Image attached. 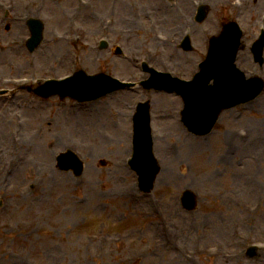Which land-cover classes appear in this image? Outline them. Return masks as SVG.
Wrapping results in <instances>:
<instances>
[{"label": "rangeland", "instance_id": "rangeland-1", "mask_svg": "<svg viewBox=\"0 0 264 264\" xmlns=\"http://www.w3.org/2000/svg\"><path fill=\"white\" fill-rule=\"evenodd\" d=\"M28 1L30 2V0H19L22 4H27ZM67 2L69 1H65L64 4H67ZM76 2V0H71L67 17L61 15V6H55V8L48 6L47 10L40 16L41 18L44 17L46 23L43 44L40 50L34 54L36 57H40V68L37 74L40 77L64 74L65 71L71 68L72 56L77 55L76 57L81 63L83 62V44L80 47V44L75 46L79 47L77 49L65 45L63 49L61 47L63 44L58 43L55 45L49 44V42L60 40V38H54V32L59 35V32L72 34L77 31V26L82 22L80 16L72 20L69 18L71 9L74 8ZM161 2V0H94V5L97 4V12L99 13L90 25L89 22H85L83 25L89 31L91 28L95 30L93 38L91 39L89 35L87 40L93 41L99 35L96 26L102 18H104V21H114L117 27H123L125 24L120 25L122 22L121 17L118 18L121 11L125 12L127 19H131L130 9L132 6L141 7L142 12H145L149 10V7L161 6ZM165 2L174 7L168 15V19H172L175 16L174 13L179 9L178 2L170 3L166 0ZM52 8L55 9V12ZM56 8H60L61 11ZM222 16L231 18L232 14H225L215 9L210 14L207 22L197 28L195 50L199 52L195 51L196 53L194 52L195 54L192 55L198 57L201 51L197 42L200 38H205L202 35V30L204 28H210L213 32L218 30L223 21L220 20ZM149 18L158 21L159 15L157 17L156 13H153V16L142 14L138 20H142L149 25ZM256 19V17H253L252 23H255ZM91 25L94 27H90ZM159 27L161 30L168 31L169 34L180 30V27L173 28L175 27L173 21H170L167 26L160 23ZM135 34L136 36H132L135 39H132V37L118 36L114 32L111 33L116 40L126 43L129 50H136L130 46L132 41L154 42L152 35L149 38L150 35H146L142 30L137 29ZM1 35L8 39L15 34L10 30L9 32L4 31L3 26H0ZM25 36H29V31L24 27L19 30L17 37L22 38ZM7 43L12 44L11 42H4L1 45L4 48H0V53H4L1 50H5V48L10 49L7 47ZM49 48L57 53L62 49L67 51V54L61 58V65H59L57 57H52L50 60L47 58ZM149 49L148 46L144 47L145 52ZM156 49L159 51L161 58L169 56L164 48L156 47ZM34 55L32 56L26 51L23 55H19L17 59L14 53L6 55L5 63L0 65V71L2 69L8 72L12 70L9 74L17 73L18 70L15 68L6 67V63L9 65V61L12 60L17 66H25L26 61L32 60ZM103 55L101 63L92 67V69L107 68L103 71L111 70V72H118L122 76L129 75L121 69L120 63L123 61L119 57L118 59L113 55L111 56L113 60L118 62L114 67L116 62L108 59L109 54L105 51ZM182 59L184 60V57ZM123 63L126 64V62ZM49 65H56L59 71L53 72ZM28 70L29 73L32 71L31 69ZM136 77L139 78L138 72ZM156 97L158 96L154 92H145L142 89L127 93L120 92L117 94V98L119 101L123 99L124 103L118 106V99H105L100 104L96 103L98 105L94 104L95 108H91V106L76 108L72 105V101L62 102L57 98L39 101L35 95L25 92L19 95V102L24 101L25 103L21 107H19L20 103L19 106L16 104L6 106V98H0V119L8 114L10 119L13 120V126L16 125L13 118L15 112L23 113L28 124L31 118L27 117V111L37 113L38 119L44 121L43 115L38 113L44 112L45 114L47 112V114L50 113L56 118H77L82 117L87 110L90 112L102 109L108 110L102 116V120H95L92 123L85 120L87 122H83V124L70 125L64 128L59 127L54 130L48 129L38 120H35V123L38 122V130H36L37 127H33L32 123L30 125V122L28 126L26 125L25 132L22 135L31 144L33 143L36 146L40 141H50L52 152L62 150V143H65V145L73 143L72 145H77L79 150L85 147L83 146L85 144L87 146L86 153L90 155L97 152L98 161H94L96 162L94 166L89 161L86 163L82 178H76L71 172H63L56 167V173H59V175L57 181L51 184L54 190L28 189L19 191L16 187L26 186V180L29 179L24 175L23 181L18 180L11 184L14 188L5 192L0 191V200H5L10 208L8 211L0 208V232L4 229L5 220L8 228L6 237H2V240H0V254L5 251L9 253L8 260L4 259L0 264H16L12 261L10 250L24 251L25 255L37 261L38 264H118V258L124 256L134 257L136 254L140 257L141 262L134 264H263L264 253L250 258L247 256L246 251L251 244L264 241V220L262 219L264 217V143L255 152L248 155L246 163L242 165L243 167L246 166V169H243L241 164L237 168L236 162L229 164L221 157L222 155L225 157L226 148L223 147L224 145L222 146L219 139L223 137L224 131L233 129L236 126L231 125L226 120L219 126L220 132L211 139V142H203L205 147H203V143H199L201 144V151L208 150L201 156L204 159L191 157V148L176 141L178 135H175L173 140L165 142V144H169L166 149L160 148L157 144L156 153L160 159H163L165 163L167 162L169 171L172 174L170 177H167L169 174H163L164 177H167V180H165V183L163 182V185H159V188L154 189L152 196L156 201H158V197L163 200L161 207L166 210V216H169V226L162 219L159 220L153 214H148L151 209L149 199L152 196L144 197L138 193L135 173L129 170L124 171L121 164H117V162H121L124 157L128 156L130 146L129 142L122 143V138H126L124 130L120 127L121 131L118 129L114 131L113 128H115L116 122L123 124L125 120L128 121V126L129 124L131 126L130 108H135L140 101L155 100ZM157 100L164 103L162 98ZM176 100L179 103L178 106H181L179 100ZM260 106L261 104L250 108L249 111L253 112L239 123V127L248 125L250 118L264 120V106L259 108ZM112 108L119 112L118 120L110 113ZM108 117L110 121H108ZM172 119L173 124L176 126L178 122L173 117L158 122L162 128L161 132H175L172 128ZM253 121L251 120L252 125ZM90 123L95 127V131L92 130ZM13 126H2V123L0 125V130L3 132L6 141L10 138L9 131ZM76 131L79 133L77 134ZM102 131H108L114 141L105 140ZM110 132L115 133L117 138ZM187 136L191 140H197L189 133ZM218 142V149L215 152L212 144ZM191 144L193 143L191 142ZM101 159L104 160L105 164H102ZM232 159H235V161L241 159L239 150ZM204 160L207 162V167L203 166ZM230 170L231 172L233 170L239 171L245 181L240 184L243 186L235 189L236 185L229 182L228 175L225 174H229ZM232 183L234 184L235 181H232ZM49 186L50 184L45 186L44 189ZM186 188L195 190L200 197V206L195 212L185 211L178 201L179 195ZM243 190L245 193L241 194L240 192ZM27 191L29 194L23 195ZM243 200L248 201V206H244ZM236 201L237 206H235ZM254 204L261 207L262 211L252 213L251 210L245 209L247 207L251 208ZM153 206L157 208L156 202H153ZM167 210L170 212H167ZM158 215L162 216L159 212ZM158 220L160 223H158ZM152 228L158 231L156 236L151 234L150 229ZM161 230L166 234H163ZM94 233L98 234L100 239L90 236L95 235ZM120 240L124 241L119 247V253L116 252L115 255H110L109 250L114 249V246H107L106 243H117ZM187 253L192 254L191 259L188 258Z\"/></svg>", "mask_w": 264, "mask_h": 264}, {"label": "bare ground", "instance_id": "bare-ground-1", "mask_svg": "<svg viewBox=\"0 0 264 264\" xmlns=\"http://www.w3.org/2000/svg\"><path fill=\"white\" fill-rule=\"evenodd\" d=\"M61 4H63V2H61ZM60 4V5H61ZM59 5V6H60ZM187 7V6H186ZM185 7V8H186ZM184 8V9H185ZM65 10H67V5L62 9V12H65ZM93 14H90V15H88V16H86L87 18H93ZM84 18H85V16H84ZM61 47L64 49V45H61ZM63 49L62 50H60V54H58V56H60V59H61V57L63 56V55H65L66 53H65V51H63ZM0 60H3V56L2 55H0ZM165 98H169V96H164ZM122 103H124V100L122 99V100H120L119 102H118V106L120 105V104H122ZM171 104H173V101L172 100H169L168 102H167V104L165 105V107L166 106H169L170 107V105ZM92 108H95V106L94 107H92ZM106 111L108 112V110L107 109H102V110H100V111H93V112H90V111H86L85 112V114H83V116L82 117H77V118H72V117H63V118H56V127H60V128H64V127H66V126H70V125H77V124H83V122H87V121H91V123L93 122V121H95V120H102L103 119V115L106 113ZM110 113L111 114H113V108L112 109H110ZM45 115L46 114H43V117H45ZM34 117H35V119L36 120H39L38 119V116L37 115H34ZM84 117V118H83ZM120 118V117H119ZM79 119V120H78ZM85 120H87V121H85ZM47 123L46 124H49V123H51L52 122V119L51 118H47ZM108 121H110V119H109V117H108ZM107 121V122H108ZM88 122V123H89ZM1 123H2V126L3 125H11L12 124V121L11 120H4V122H2V120H0V125H1ZM90 123V126L92 127V130L93 131H95L96 129H95V127L92 125ZM126 125H128V121H124L123 122V124H120L119 122H116V125L114 126L115 128H113V130L114 131H116V129H118V130H120L121 131V128L122 127H126ZM121 127V128H120ZM76 133L78 134L79 132H77L76 131ZM260 135V130H259V128L257 127V130L256 131H254V136L255 137H258ZM2 138H3V132L0 130V142H1V140H2ZM186 142H187V145H191L187 140H186ZM11 145V144H10ZM162 147L163 148H166V146L163 144L162 145ZM191 155L192 156H194V155H196L199 151H201L198 147H195V148H191ZM34 151H35V154L36 155H38L39 156V160H40V162H42V163H50L52 160H53V157H54V155L53 154H51L50 152H42V151H39V149H34ZM21 155L22 156H25L26 155V152H22L21 153ZM18 171L16 172V174H15V172L13 173V178L12 179H14V178H17V179H19V173H22V174H25V172H27L28 171V167H26V168H23L22 170L20 169V168H18L17 169ZM29 172V171H28ZM27 172V173H28ZM167 174H169L167 177H170L171 176V172L168 170V172H167ZM236 175H237V173L236 172H233L232 174H230V177L231 178H233L235 181H237L239 184L238 185H240V183H242L241 181H239L237 178H236ZM167 177H165V178H162L161 180H160V184L161 185H163V182L165 183V180H167ZM150 202V201H149ZM263 220H264V217L262 218ZM150 231H151V234H153L154 236H156L157 234H158V231L156 230V229H154V228H152V229H150ZM247 264H250V263H247ZM253 264V263H252ZM254 264H257V263H254ZM263 264H264V262H263Z\"/></svg>", "mask_w": 264, "mask_h": 264}]
</instances>
